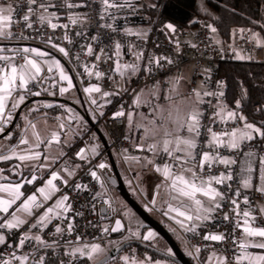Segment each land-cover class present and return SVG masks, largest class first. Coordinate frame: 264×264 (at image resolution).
I'll use <instances>...</instances> for the list:
<instances>
[{
    "label": "built area",
    "instance_id": "2783aa9c",
    "mask_svg": "<svg viewBox=\"0 0 264 264\" xmlns=\"http://www.w3.org/2000/svg\"><path fill=\"white\" fill-rule=\"evenodd\" d=\"M45 0H38V3ZM122 2V0H117ZM84 7L77 10H68L64 7H56L55 13L59 16L58 24H68L67 30L57 28L53 30L47 24H41L38 20L39 15L43 11L37 10L36 5H31L34 9L32 14L28 13V0H13L12 12V40L18 43H42L49 44L48 38H52V43L60 47H64L69 52V61L75 69L79 87L84 89L93 85L99 86L103 91L111 93L112 98L102 104L105 113L101 118L105 129L110 138V149L112 152L119 154H127L133 156H143L150 151H141L127 136V123L129 120L130 110L134 105V97L142 89L157 87L159 90L160 100L167 89V81H173L176 85H185L189 95H194L193 90L200 92L203 102H199V111L203 114L201 117L202 127L198 138L199 144H204L209 139L207 132L208 127L212 131L230 132L236 128H240L241 121L237 118L235 122L227 116L229 111H234L225 102V79L220 75L219 66L226 61H234L236 53L241 52L249 57L250 62L264 64V45L257 44L252 34L248 30L236 29L233 32L232 40L224 43L219 37L213 23L206 17H199L196 20V26L193 30H184L179 26L165 22L162 24L150 23L149 17L145 11L137 9L133 4L132 7L121 9H110L111 15L104 13L101 0H81ZM25 14L30 15V22L33 27H26L23 21ZM47 14V13H45ZM79 14L82 17V23L71 25L69 16ZM101 16L104 18L101 19ZM112 25V28L106 25ZM171 24L175 28V32L171 31L166 25ZM137 28L141 32L140 35H128L126 29ZM216 29V28H215ZM22 33V35H21ZM67 33L71 43L64 40L63 37ZM77 33H80L77 35ZM135 33V32H134ZM120 45V55L117 56L116 45ZM195 45V47H192ZM92 48V54H88V48ZM142 52L143 58L137 59V54ZM16 61L22 60V55L15 54ZM79 57L77 59L76 57ZM153 58H160V64L157 66ZM153 60L152 63H149ZM173 61L169 64L167 61ZM119 61L121 65L127 63H135L139 66V72L135 75H126L124 78L114 71L115 63ZM95 65V68H93ZM145 67H150L152 72H146ZM88 68L93 72L89 76L85 71ZM99 71L103 75L100 78L95 76V72ZM180 78L177 82V78ZM34 91L38 90L40 85H30ZM205 92H211L214 95L206 96ZM222 92L223 96H218ZM195 96V95H194ZM196 97V96H195ZM223 109L221 115H216ZM123 112V116L117 113ZM264 124V118H263ZM244 152L251 150L255 156L264 155V142L251 141L243 145ZM205 151L211 152L212 149L205 148ZM196 151L199 153L200 148ZM219 154L227 157H237V153L226 148H219ZM243 154L237 157V164L231 168H225L223 165L213 166L209 172L207 165L203 172V176H216L223 172L227 174L231 171L233 180L225 181L223 185L215 187L225 193L224 200L219 202L221 209L214 211L209 221L201 223L197 227V233L187 232L188 241L192 248L199 247L204 250H218L227 258V264H236V257L241 253L238 245L243 242V217L244 210H249L255 221L250 223L264 227V216L260 211V203L264 202V196H261L255 188L244 189L241 186V178L239 175V164ZM106 151L94 161H89L85 165H81L74 176L68 181L67 186L62 187L60 195L67 194L71 204V211L67 216L59 218L53 216L47 227L39 230V236L52 247L44 248L35 240H26L24 245L20 246V239L27 232L28 235L33 228L29 225L34 223L33 220L28 221L19 230L4 229L5 243L0 244V261L8 260L11 257L12 263L17 264L13 256H30L36 255L40 250H52L55 248L75 247L89 242H103L107 235L110 234L112 223L109 221L108 215L102 214V209H109V202L99 197L100 184L90 175L91 171L112 173L111 166L104 159ZM156 164H162L165 157L161 154L154 156ZM197 159H200L197 156ZM105 164L106 167L101 169L99 164ZM199 171V168L196 169ZM60 184V181L56 182ZM231 184V188L228 187ZM79 185L80 187H75ZM239 189L240 197L237 200L240 208L241 216L237 217L231 211L234 205L230 204V199L234 198L233 193ZM247 196L249 204L245 205L242 201ZM227 214L229 219L224 220ZM64 217H67L65 219ZM240 220L241 228L235 227V221ZM72 225L69 230V225ZM110 224V225H109ZM59 227L60 233H56L55 229ZM108 229V231H104ZM224 234L226 239L222 242L204 240L206 234Z\"/></svg>",
    "mask_w": 264,
    "mask_h": 264
},
{
    "label": "snow or ice",
    "instance_id": "6c2138e0",
    "mask_svg": "<svg viewBox=\"0 0 264 264\" xmlns=\"http://www.w3.org/2000/svg\"><path fill=\"white\" fill-rule=\"evenodd\" d=\"M103 5V11L106 14L111 15L109 12L110 9H121L125 7H132L131 0H122V2H117V0H101ZM28 4L30 7L28 8V13L32 14L34 9L31 5H36L37 10L42 9L43 11L38 17V20L41 24H47L53 30L57 28H63L67 30L69 28L68 24H58L54 21H58L59 16L53 12L48 13L49 8L57 7L56 4L52 3L51 0H46V2L38 3V0H28ZM84 4L74 3L72 0H63V2L59 5V7H64L67 9H75L79 7H84ZM14 11L11 5L7 7L0 6V40H11L13 33L9 30V25L12 23L11 13ZM47 13V14H45ZM25 14L23 16V21L26 24V27L31 29L33 27L30 22V15ZM104 17L101 16V19ZM69 20L71 25H77L82 23V17L79 14H74L69 16ZM108 28H112V25H106ZM171 31L175 32V28L173 25H166ZM115 31V28H112ZM128 35H137L139 33L132 32L131 29L125 30ZM212 32H216L215 28L211 29ZM80 33H77L79 35ZM22 35V33H21ZM64 40H67L71 43V40L67 33H65ZM53 49H57L59 53H61L65 58L69 57V52L66 51L64 47H60L55 43H52V38L49 37L47 41ZM195 47V45H192ZM116 55L119 56L120 45L117 43L116 45ZM6 50L4 48H0V53H4ZM22 51L25 55L22 57L23 63L17 64L15 56L3 55L0 54V135L4 134L5 127L9 122L12 121L13 116L10 112L7 111L9 108V102L11 101V109L12 111H16L20 108L22 104L26 102V96L23 94L16 95L17 93L24 92L30 96H40L41 91H34L30 85H39L40 81L43 77V67L42 65L47 66V71L49 73L53 72L55 69L58 72L59 80L66 81L67 87H61L59 91L61 93H66L70 89L74 87L72 78L67 74V70L60 63L59 60L52 58L51 60L46 59L50 56V53L45 51H40L36 48H23ZM88 54H92V48H88ZM34 57L39 58H32ZM79 59V57H76ZM143 53L140 52L137 54V59H142ZM242 58V57H241ZM155 64L159 66L160 58H153ZM153 60H150L149 63H152ZM169 64H172L173 61L168 60ZM95 68V65H93ZM85 71L89 76L93 75V72L88 68H85ZM114 71L118 73L121 78H124L126 75H129V79L131 75H135L139 72V66L135 63H127L121 65L119 61L115 63ZM146 72H152L150 67H145ZM95 76L100 78L103 74L99 71H96ZM179 77L177 78V82L179 81ZM55 85H53L54 87ZM47 91V89H44ZM84 91L91 95L96 92L99 93L101 88L99 86L93 85L90 87L84 88ZM194 95L196 96L198 102H203L201 99L200 92L193 90ZM16 95V99L13 100V96ZM111 95V93H104V96ZM204 95L210 96L214 95L211 92H205ZM218 96H223V93L220 92L215 94ZM166 99H171L170 97ZM93 104L96 103V100L93 99L91 101ZM136 104L139 106V96L136 98ZM45 107H52V105H45ZM239 102H237V108H239ZM32 111H38V109H32ZM223 109L220 110L216 115H221ZM119 116H123V112L117 113ZM173 114L170 112L169 116L171 117ZM202 113L198 109H191L187 113L181 115L179 109L176 110L175 118L172 119V124L174 127L169 130L165 127L163 121L159 125H156V121L153 120L152 123L156 125V129H163V137L161 140L156 141L150 145H148L147 150L152 152L153 155H157V150L159 149V154L165 157V160L162 164H154L152 160H148L146 157L148 164H153L154 170L162 176V181L155 186L154 192L155 194H159V190L164 188L165 191L170 196L171 200H179L181 204H183V200L186 199L191 202V207L184 205L183 208L173 206L171 203L168 205L167 212L165 213H175L177 217H182L183 219H177L176 223L184 229L186 232H190L193 234L197 233L198 224L193 225L192 221H198L200 223H204L205 221H209L212 218V213L215 210L221 209L222 205L219 200H224L225 193L219 191L217 188L213 187V183L216 185H223L225 181L233 180V175L231 171L227 174L221 172L219 175L212 176L209 175L204 177L202 174L205 169V165L209 172L213 166L223 165L225 168H231L233 165L237 164V157L241 154L244 155L245 164L241 167L240 176H241V186L244 189H252L253 188V173L256 172V169L252 167L251 160L255 157V153L251 150L248 152H244L243 145L246 142H251L257 137L260 140H264V130L260 127L255 126L252 123H247L246 118L235 111H229L227 116L235 122L238 118L241 121H245L243 129L236 128L230 132H221L217 133L212 131L211 127H208L207 132L209 134V139L206 140L204 144L198 143V138L200 136V129L202 127L201 117ZM27 120V117H25ZM221 119L223 120V116L221 115ZM129 120H131V115L129 116ZM28 124L33 129L32 135L35 138L34 144H30L28 138L21 136L19 142L14 146H8L7 152L3 151V148L0 147V161L7 162L11 160H17L21 163L29 162V161H41L43 157V163L33 164L32 167L34 169L33 173L29 177H23L22 181L18 182H9V183H0V228L7 229H16L19 230L23 225H25L28 221V217H32L36 215L39 209L44 208L45 203L49 200H52L53 196H56L57 193L61 192L62 187L67 186L68 181L65 180L60 171H51L49 162L55 163L56 157L51 156L47 153H42L35 149H38L41 144L45 143L44 138L41 137L40 133L37 132L36 125L31 123V121H27ZM63 128V125L60 126ZM27 131V129H25ZM147 132L148 130L145 129ZM182 133H186L187 135H182ZM227 138L226 140L224 138ZM5 139H11V134L5 137ZM60 143L59 133H53L51 138L48 141L49 146L51 143ZM20 145H28L26 149L22 151H17ZM200 148V152L196 151L197 148ZM212 149L211 152L205 151V148ZM141 151H144V147L139 146ZM219 148H226L233 152L237 153V157H227L221 156L219 154ZM92 152L95 153L96 149L93 148ZM63 154V153H61ZM78 157L82 160L86 159L84 151L81 150L77 153ZM197 156L200 159H197ZM131 159L137 160L139 162L138 157H132ZM260 168L258 175V185H256V191L264 196V156L260 157ZM15 168L19 169L20 164L14 165ZM79 167V166H77ZM99 168L103 169L106 167L105 164L101 163L98 165ZM197 167L199 171H197ZM39 169L41 173L44 169H49V178L44 181V185L38 188H35L33 192L29 195H25V191L22 189L25 188V185H33L35 184L37 179L44 180L43 175L37 176L35 174V170ZM66 171L68 176L74 175L72 171L68 169H63ZM3 170L0 169V179L7 180V177L2 175ZM245 173L247 175H245ZM18 175L23 176L22 172H19ZM90 175L95 178L97 181L100 180V177L97 176L95 171H91ZM60 181V184L56 182ZM75 187H80L76 185ZM228 187L231 188V184H228ZM198 197L207 198L210 206L206 207L204 202ZM233 197L230 199V204L234 205L231 209L237 217L241 216L239 211L240 205L237 203V200L240 197V191L237 189L233 193ZM219 198V200L217 199ZM69 201V196L64 194L62 196L57 197L53 206H49L44 209L43 213L39 214L36 217L34 223L29 225L30 228H45L47 224L51 222V218L53 216L59 218L63 213H67L71 211V204L67 203ZM19 202V203H18ZM154 202V201H153ZM245 205L249 204V200L247 196L244 197L242 201ZM15 206V209L13 210ZM11 210V211H10ZM262 213H264V207L260 209ZM19 213V214H18ZM22 216L24 218H22ZM243 217V227L242 232L244 236L248 238H260V239H248L243 242H240L238 247L241 249L240 255H238L236 259V264H264V255H255L247 249L255 248L264 250V227H252L250 225L251 221H255L256 217L252 216L249 210H244L242 213ZM67 219V217H64ZM173 218L174 217H170ZM224 220H228L229 217L227 214L223 217ZM188 222V223H185ZM72 225H69V230ZM235 227L241 228L240 220L235 221ZM121 228V224L117 221L116 228L113 231H118ZM104 231H108V229H104ZM56 233H60L61 229L57 227L55 229ZM133 235H138L134 233ZM155 236V233L149 232L147 236L143 237L144 239H149ZM35 240L44 248L52 247L51 244H48L45 240L41 238V236H30L27 232L24 234L23 238L20 239V246L22 247L26 240ZM204 240L222 242L226 239L224 234H206L203 236ZM5 243V237L0 235V244ZM87 249V252H85ZM200 248L196 247V253L200 252ZM102 249L100 245H85L84 248H77L69 255L76 256L79 253L80 256H86L88 260H92L93 257L98 254ZM189 255H192L189 253ZM13 256L16 260L22 261L23 264H27L28 257L27 256ZM215 256V253H213ZM195 258V257H194ZM212 257L208 258V264H211ZM124 260L127 264L129 257H124ZM217 264H227L226 257H216ZM0 264H11V260H2ZM39 264H43V259L41 258Z\"/></svg>",
    "mask_w": 264,
    "mask_h": 264
},
{
    "label": "crops",
    "instance_id": "0c3cea01",
    "mask_svg": "<svg viewBox=\"0 0 264 264\" xmlns=\"http://www.w3.org/2000/svg\"><path fill=\"white\" fill-rule=\"evenodd\" d=\"M45 2H46V0H45ZM51 2L56 4L58 7L63 2V0H51ZM72 2L81 3V0H72ZM131 3H133V5L137 9L142 7L141 4L137 5L135 0H131ZM8 5H11L13 8V0H0V6L7 7ZM55 8L56 7L49 8L48 13L55 12L56 11ZM65 9H67V8H65ZM80 9L81 8L79 7V8L68 9V10L79 11ZM11 16H12V13H11ZM9 30L12 31V23L9 25ZM131 30H132V32H135V33L141 32L137 28H133ZM0 48H4L6 50L4 53H0V54L9 55V56H14L15 54H20L23 57L25 54L22 51H15L18 49L22 50L23 48H36L40 51L48 52V53H50V56L47 57L46 59L51 60L52 58H55L56 60H59L60 63L67 70V74L72 78L73 85H74V81H75L79 87V79H78L77 73H76L75 69L73 68L72 64L70 63L69 58L68 57L65 58L61 53L58 52L57 49H53L50 44L24 43L23 45H20V44H18V42H14L11 39V40H0ZM29 55H32V58H36V57H34V54H29ZM36 59H39V58H36ZM15 62L17 64H21L24 61L22 59L21 61H15ZM42 67H43V77L44 78L41 79V81L39 83L40 87L36 91H42V90L44 91V89L48 90L50 87H53V85H55L54 87L56 89V92L53 95V97L59 96L61 98L69 100V101L73 102L74 104H76L77 106L81 107V101H80L78 94L75 91V87L70 89L68 92L61 93L59 95V93H60L59 89L61 87H67V82L59 80L58 72L55 69L53 70V72L49 73L47 71L46 65H42ZM183 86L186 88L185 85H183ZM79 89L81 91L82 98H83V94L85 91H84V89H81L80 87H79ZM186 92H187V88H186ZM20 94L25 95L26 101L28 100V98H27L28 94L27 93L20 92V93H17L16 95H20ZM16 95L13 96V98H12L13 100L16 99ZM159 95H160V93H159ZM74 98L79 99V101L76 102L74 100ZM111 98H112V96L109 95L105 99L96 101L95 108L97 110L100 109L101 113L98 115V121L99 122H96V121L91 119L92 121H94L96 123H102L101 118H102L103 114L105 113L106 108H104V106L102 107L101 105L108 102ZM163 99H164V95H163L161 100L159 97L160 102L163 101ZM43 102H45V101H43ZM60 104L62 106H61V112L59 114H50L49 112H44L37 118H31L30 113H31L32 109H38L39 107H41L39 104H38L39 106L34 105L27 112H23V113L21 112V114H20L21 115L20 125L17 126L18 127L17 128L18 131L16 133L17 134V140L15 142H11L12 134H11L10 140L5 139V137H6L5 136L3 141H0V147L3 148L4 152H7L8 146L16 145L19 142V139L21 136L28 138L30 144H34L35 138L32 135L33 129L31 128V126L27 122V121H31V123L36 125L35 130L37 132H39L41 137L44 138V140H45V143L41 144L39 146V148L35 149V150L40 151L42 153H47L53 157H56V162L54 164L49 162L51 171H60L61 176L65 180L69 181L74 175L68 176L67 172L63 171V169L66 168L75 174L76 171L78 170V168L82 165V163L97 160L105 150H104V147L102 145L101 139L94 132L90 131L89 126L87 125V123L83 119V117L80 115V113L76 109H74L73 107H71L67 104H63V103H60ZM45 105H50V104H45ZM45 105L43 104V106H45ZM7 111L10 112L14 118L16 111H12L11 101L9 102V108L7 109ZM25 117H27V120L25 119ZM10 124H11V122H9L7 125H4L5 130L9 127L8 125H10ZM61 125H63V128L60 127ZM25 129H27V131H25ZM102 132L104 133L108 142L110 143V138L108 136L107 131H105L106 132L105 133L102 130ZM53 133H59L60 143L57 144V143L53 142L49 146L48 141L51 138ZM182 134L187 135L186 133H182ZM137 139L140 142V145H138V144H136V145H138V146L142 145L144 147V149L147 150L148 145H150L149 144L150 140L149 139L143 140V137L139 136V135H138ZM224 139L226 140L227 138L225 137ZM257 139H259V138H257ZM1 142H3V143H1ZM263 142H264V140H263ZM27 147H28V145H20V147L17 149V151H22L23 149H26ZM93 148L96 149L95 153L92 152ZM81 150L84 151V154L86 156L85 160L80 159L77 155V153H79ZM158 152H159V149L157 150V153ZM61 153H63V154H61ZM113 155H114L115 161L118 165V168H119L122 176H124V170H122L121 165H137L136 169L133 172L134 176H132V182H133V185L135 186L136 190L138 191V195H139L140 199L143 201L144 205L151 212L155 213L160 218H163L169 224L170 230L167 229L166 225L161 223L170 232V234L172 236L174 234H176L180 241L188 243V246L191 248V250L195 251V249L192 248L189 244L187 232L184 231V229H182L176 223V220L177 219L182 220V217H177L175 213H167V215L165 214L167 212L169 203H171L173 206L183 208L182 206L191 204V202L184 199L183 204H181V202L179 200H171L170 196L168 195V193L165 191L164 188H161L159 190L158 195L155 194V192H154L155 186L157 184H159L163 178L160 174H158L154 170V168L152 166L153 164H148L147 160L145 159V157H146L148 160H152L153 163L156 164L153 153H145L143 156H140V157L139 156H133V155H127V154H119L116 152H113ZM132 157H138L139 162H137V160H135V159H131ZM11 161L18 162V164H20L22 166V169L25 171H28L31 175L34 171L32 165L37 164V163H43V157L41 158V161H39V162L29 161V162L21 163L20 161H17V160H11ZM1 162H3V161H1ZM244 164H245V158H244V155H242L241 160H240V164H239V175H240L241 167ZM251 164H252V167L254 169H256V172L253 173V188L256 189V185H258V183H259L258 175H259V168L261 166L260 165V157L255 156L251 160ZM77 166H79V167H77ZM96 173L97 174L99 173L103 177V172L96 171ZM35 174L37 176H40L42 174L44 177V180L37 179L35 184L25 185V187H27V188L22 189V191H25V195L31 194L35 188H38V187L44 185V181H46L49 178V169H44L43 172L41 173V171L37 168L35 170ZM30 175L28 174L29 178H30ZM245 175H247V174L245 173ZM240 178H241V176H240ZM22 179H23V177L21 176V178H19L16 181H6V182H0V183L18 182V181H22ZM213 187H215L214 183H213ZM110 190L111 189L109 187V194H110ZM99 194H100L99 197L105 199V197L102 196L100 192H99ZM59 196H62V195L57 193L56 196H53L52 200H49L47 203H45L44 208L39 209V211L36 213V215H34L32 217H28L27 221L33 220L35 222L36 217L39 214L43 213L45 208H47L49 206H53L55 200ZM110 196H111V194H110ZM198 198H200L204 202L206 207L210 206L207 198H205V197H198ZM217 199L219 200V198H217ZM259 207H260V209L262 207H264V202H261ZM14 209H15V206H14L13 210ZM68 213L69 212L63 213L61 216H67ZM0 215H3V214L0 213ZM212 215H213V213H212ZM262 215L264 216V213H262ZM170 217H174V219L170 218ZM22 218H24V217L22 216ZM191 223L193 225H196V224L200 225L201 224L198 221H196V222L192 221ZM250 225L252 227H258V226L251 224V223H250ZM4 229H7V228H0V235L4 236V232H3ZM41 229H43V228H33L32 232L30 233V236L39 235V230H41ZM174 239H175V237H174ZM248 239H257L258 240L260 238H258V237L257 238H248V237L243 235V241L248 240ZM176 242L179 244L178 241H176ZM247 251H249L255 255H264V250H260V249L249 248V249H247ZM212 252H218L219 254L222 255V253L220 251L213 250V249H209V250H206L204 252H199V253L208 257L211 255ZM24 256L28 257L27 264H31L32 256H30L28 254H26ZM8 260H11V264H13L11 257L8 258ZM17 264H23V262L18 260ZM211 264H213V261H211Z\"/></svg>",
    "mask_w": 264,
    "mask_h": 264
},
{
    "label": "trees",
    "instance_id": "16d2710c",
    "mask_svg": "<svg viewBox=\"0 0 264 264\" xmlns=\"http://www.w3.org/2000/svg\"><path fill=\"white\" fill-rule=\"evenodd\" d=\"M139 10L148 14V21L152 24L156 21L159 24L171 22L184 30H193L197 18L206 17L213 23L224 43L232 40L233 32L236 29H244L256 33L264 45V0H155V5H142ZM219 72L225 79L224 96L226 104L235 112L242 114L246 118V122L264 128V64L240 60L226 61L220 64ZM49 91L56 92V89L50 87L47 91L42 90L40 96H50ZM31 97L33 96H27L28 99ZM41 102L43 101L28 104L22 113L27 112L35 103L42 104ZM237 102H239V108H237ZM50 105L52 107L40 105L38 111H31L30 117L37 118L44 112L50 114L61 112V104L52 102ZM20 119L21 115L16 126L9 133L12 134L11 142L17 140L16 133ZM253 141L260 142L263 140L255 139ZM104 159L107 160V155ZM86 163H82V165ZM16 164H18L16 161H0V169L3 170L2 175L8 178L7 180L0 179V182L18 180L21 178V175H18L19 172L23 173L22 177L30 175L28 171L22 169L21 165L19 169L15 168L14 165ZM126 235V228L118 235L110 233V236L115 239H121ZM135 248L136 252L132 253L131 257H142L143 253L148 252L140 247ZM130 249L133 247L129 246L125 250L129 251ZM71 250L72 247L40 250L32 257L31 264H39L41 258L43 264H91L88 259L77 254L76 256L69 255ZM148 253L154 258H158L156 255ZM129 254H131V250ZM190 260L196 264L191 258Z\"/></svg>",
    "mask_w": 264,
    "mask_h": 264
},
{
    "label": "rangeland",
    "instance_id": "374dc122",
    "mask_svg": "<svg viewBox=\"0 0 264 264\" xmlns=\"http://www.w3.org/2000/svg\"><path fill=\"white\" fill-rule=\"evenodd\" d=\"M136 4L139 5H146V6H153L155 5V0H135ZM133 4V3H132ZM253 40L257 44H263L261 39L257 36L256 33H251ZM242 57V58H241ZM236 59L240 61H249V57L247 55H244L241 52L236 53ZM107 91H101L99 93H92L89 95L88 93L84 92L83 94V101L86 106L87 112L89 114V117L96 121H98V115L101 113V110H97L95 108V104H93L91 101L93 99L102 100L105 99L107 96H104V93ZM50 97H53L55 94L54 91H49ZM108 93V92H107ZM61 94V92H60ZM109 96V95H108ZM139 96V106L136 104V98ZM159 90L157 87H152L149 89H142L139 91V93L134 97V105L133 108L130 110L129 115H131V120H128L127 123V131L128 136L133 140L135 144L140 145V142L138 141V135L143 137V140H150L149 144H152L154 142V139L156 141H159L163 137V129H156V125H159L161 121H163L166 128L171 130L174 125L172 124V119L175 118L176 110L179 109V112L181 115L187 113L189 110L195 108L199 110V104L197 98L193 95H189L186 92V88L183 85L177 86L172 80L167 81V89L164 94L163 101H159ZM170 97L171 99H166ZM76 102L79 101V99L74 98ZM45 104H51L52 102H41ZM80 103V102H79ZM44 104V105H45ZM35 105L39 106L35 103ZM172 113L173 115L170 117L169 113ZM156 121V125L152 123V121ZM241 121V120H240ZM245 121H241L240 128L243 129ZM248 123V122H247ZM255 125V124H254ZM257 127H260L258 125H255ZM99 128L106 131L105 126L103 123H99ZM262 130H264L262 127H260ZM145 129L148 131L146 132ZM106 133V132H105ZM183 135V134H182ZM151 137V138H150ZM259 138V137H257ZM4 138L0 139V141H3ZM3 143V142H1ZM137 165H121L122 170H124V182L127 187V189L130 191V193L133 195V197L137 200V202L151 215H153L160 223L166 225L167 229L170 230L169 224L163 219L160 218L155 213L151 212L143 203V201L140 199L138 195V191L136 190L135 186L132 182V176H134V170L136 169ZM153 166V165H152ZM97 174V173H96ZM100 177V180L98 181L100 184V190L102 196L105 197L106 200L112 205L113 201L112 198H110L109 194V185L106 183L105 179L100 175L97 174ZM111 194L113 195L114 192ZM114 200H117V204L119 206L122 205V207H119L120 210L117 213L119 217L123 218L126 225V232L127 235L122 237L121 239H115L112 238L109 235L105 238L103 242H89L84 243L82 245H78L72 248L71 252L74 251L77 248H84L85 245L91 246V245H100V248L102 251H100L98 254H96L92 260H88L91 264L99 261L104 255L114 246L118 244L120 241H124L125 239H133L140 240L142 238L143 241L148 242L152 241L153 247L160 249L164 252L169 251V249L166 247V244L162 242L161 240H157L154 237L149 239H144L143 237L147 236L149 232H153V230L149 229L148 232H146L144 235L140 234V229L143 226V222L139 220L132 212L123 204L118 196L114 194L112 196ZM187 206L191 207V204H188ZM183 207V206H182ZM183 219V218H182ZM196 222V221H193ZM188 223V222H185ZM110 225V224H109ZM134 233H137L138 235H133ZM176 239V241L179 242V245L183 252L190 257L196 264H208V258L212 257L211 261H213V264H217L216 257H224L218 252H212L210 256H205L201 253H196V251H192L191 248L188 246V243L180 241L178 236L176 234L173 235ZM110 248V249H109ZM131 250V254H129ZM124 250L120 255L114 259L113 261H110L107 264H126L124 257H129V260L127 264H173L172 262L168 261L167 259L163 257L154 258L152 257L148 252L143 253L142 257H131L135 252L136 248L133 247V249ZM85 252H87V249H85ZM133 253V254H132ZM191 253L192 255H189ZM213 253H215V256H213ZM79 255V253H77ZM80 256V255H79ZM205 256V257H204ZM82 258H86V256H80ZM195 257V258H194ZM205 262V263H204Z\"/></svg>",
    "mask_w": 264,
    "mask_h": 264
},
{
    "label": "water",
    "instance_id": "95a60500",
    "mask_svg": "<svg viewBox=\"0 0 264 264\" xmlns=\"http://www.w3.org/2000/svg\"><path fill=\"white\" fill-rule=\"evenodd\" d=\"M74 87L75 91L78 94L80 101H81V107L77 106L73 102L66 100L64 98H61L59 96L56 97H50V96H33L29 98L15 113L13 120L11 121V124L9 127L4 131L3 135H0V139L7 136L13 128L16 126L18 118L22 112V110L30 103L33 102H39V101H45V102H55L56 104H67L74 109H76L80 115L83 117V119L86 121L87 125L90 128V131L94 132L102 142V145L104 147V150L106 151L107 160L109 165L111 166L112 173L104 172L103 178L105 179L106 183L109 185L111 192L116 194L120 201L125 204V206L133 212L149 229L153 230L155 233V236L160 237L165 244L168 246L169 251L164 252L160 249H157L153 247L152 245L148 244L147 242L140 241V240H129V241H120L116 246L111 248L105 255L102 257L99 261L93 263V264H107L110 261L116 259L120 253L124 251V249L127 246H134V247H140L157 257H163L167 259L168 261L174 263V264H194L189 257L183 252L180 245L176 242L174 237L170 234V232L156 219L154 218L149 212H147L133 197V195L129 192L127 189L123 176L118 168V165L115 161L113 152L110 149L109 142L102 132V130L99 128V123H96L91 120L89 117V114L87 112L86 106L84 104L81 91L78 87V84L74 81ZM60 95V93H59ZM111 194V193H110ZM112 205L109 209H102L103 215L109 216V221L112 223L110 233L113 235H118L122 233L125 228V221L123 218L118 216V212L120 210L119 206L117 204V200H114L112 196ZM117 221L120 222L121 228L118 231H113L114 228H116Z\"/></svg>",
    "mask_w": 264,
    "mask_h": 264
},
{
    "label": "flooded vegetation",
    "instance_id": "af4514ba",
    "mask_svg": "<svg viewBox=\"0 0 264 264\" xmlns=\"http://www.w3.org/2000/svg\"><path fill=\"white\" fill-rule=\"evenodd\" d=\"M110 193H111V190H110ZM110 204V203H109ZM110 207H111V204H110ZM132 214H134L133 212H132ZM135 215V214H134ZM136 216V215H135ZM137 217V216H136ZM138 218V217H137ZM139 219V218H138ZM140 220V219H139ZM149 231V228L143 223V226H142V228L140 229V234L139 235H144L146 232H148ZM155 239H157V240H161L162 242H164L160 237H158V236H155L154 237ZM129 240H136L135 238H133V239H125L124 241H129ZM140 241H143L142 240V238L140 239ZM145 242V241H144ZM148 243V242H147ZM165 243V242H164ZM148 244H150V245H152L153 246V244H152V241H150V243H148ZM127 247H129V246H127ZM126 247V248H127ZM132 247H134V246H132ZM166 247L168 248V246L166 245ZM125 248V249H126ZM124 249V250H125ZM169 249V248H168ZM190 259V258H189ZM174 264V263H173Z\"/></svg>",
    "mask_w": 264,
    "mask_h": 264
}]
</instances>
